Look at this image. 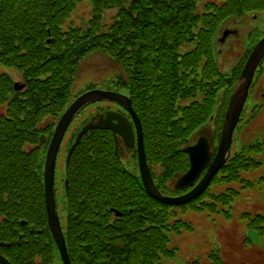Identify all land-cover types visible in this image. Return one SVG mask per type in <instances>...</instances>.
<instances>
[{
	"label": "trees",
	"instance_id": "obj_1",
	"mask_svg": "<svg viewBox=\"0 0 264 264\" xmlns=\"http://www.w3.org/2000/svg\"><path fill=\"white\" fill-rule=\"evenodd\" d=\"M85 1L93 6L92 18L81 28L71 17ZM199 3L0 0V66L15 70L25 85L17 92L11 74H0V243L10 244L0 248V254L11 264H62L49 229L44 164L58 122L78 98L79 94L73 97L74 85L87 57L106 56L107 69L115 72L112 84L130 95L160 193L181 195L174 191V182L189 172L185 148L193 146L201 133L214 126L220 141L233 89L256 43L264 38V0L209 1L201 13ZM112 9L118 12L105 25V13ZM225 32L231 35L222 41ZM245 38L248 48L242 58L231 43ZM257 111L255 107L253 112ZM255 131L251 135L256 136ZM257 142L232 155L206 194L170 206L148 196L137 151L123 152L111 132H90L74 153L62 190L57 186L71 264L175 260L178 251L170 246L171 236L195 231L184 215L222 214L226 221L233 219V205L240 196L233 187H254L243 176L264 167V143ZM214 186L227 188L226 193H214ZM241 218L249 230L258 231L262 237L258 249L264 251V214L245 213ZM206 261L226 264L215 251Z\"/></svg>",
	"mask_w": 264,
	"mask_h": 264
},
{
	"label": "rangeland",
	"instance_id": "obj_2",
	"mask_svg": "<svg viewBox=\"0 0 264 264\" xmlns=\"http://www.w3.org/2000/svg\"><path fill=\"white\" fill-rule=\"evenodd\" d=\"M198 12L203 11L204 4L209 1L217 2L218 0H199ZM78 8L71 17L75 21L76 26L81 28H86L89 20L92 18L93 6L91 3L85 1L77 6ZM117 9L108 10L105 13L106 21L105 25H108L112 22L113 18L117 14ZM248 31H245L247 33ZM245 33L241 38H244ZM248 34V33H247ZM242 41H245L242 45ZM233 40L231 43L232 49L239 51L240 57H244L245 52L248 48L247 39L244 40ZM229 54L227 55V58ZM110 62L109 59L101 53L93 54L87 57L84 60L78 70L77 81H76V90L74 91L73 97L77 95L79 91L81 93L91 89L92 91H116L118 90L120 94H126L127 90L125 88L118 89L115 84H112V80L115 78L114 70H108ZM262 72L258 73L257 81L253 86L252 99H250L247 105V114L244 115L239 132H237V137L234 142L233 154L240 151L242 146L249 144L251 142H263L264 141V115L262 116V109H264V68ZM7 73L11 74L14 77V81L22 80V77L12 69H5L0 66V74ZM263 97V98H262ZM101 106L106 109L108 106L105 104L93 105L89 109L78 117L77 122L73 125L70 130L68 137L63 145V149L60 152L58 159V168H57V177H58V187L62 190V182L66 172V152L68 150L69 143L75 133L77 127L90 119V115L95 113ZM258 107L259 111L257 113L253 112L254 108ZM261 107V108H260ZM110 108V107H109ZM245 114V113H244ZM255 116L254 119L251 118ZM255 131V135H251L252 131ZM206 133H209L210 142L213 146L217 145V137L215 139V134L217 133V128L214 126L210 127ZM203 135V134H202ZM257 142V143H258ZM66 149L64 152L63 150ZM127 152V151H125ZM129 153H125V158L127 162L131 165V159L129 160ZM124 158V159H125ZM138 167V166H137ZM258 172H253L250 174H244L243 178L247 182H253L254 187H251L249 190H242L239 186L233 187L237 192H240V196L237 199L236 203L233 205V219L226 221L225 215L218 214L215 218L213 215H208V213L202 214H193L188 213L184 215L183 220L193 224L195 231L190 233H183L182 236L172 235L171 236V248H176L178 255L175 260H168L166 264H188L189 262L202 261L204 264H207V257L210 252H218L222 260L226 264H264V252L262 249L251 247L249 243L246 242L248 235V227L242 215L245 213L254 214L262 213L264 214V182L260 183L258 178L264 176V168L262 171L255 170ZM62 187V188H61ZM218 186H214L212 191ZM229 189V187H228ZM227 190V188H217L214 190V193ZM60 209L63 207V203L59 200ZM246 234V235H245Z\"/></svg>",
	"mask_w": 264,
	"mask_h": 264
},
{
	"label": "water",
	"instance_id": "obj_3",
	"mask_svg": "<svg viewBox=\"0 0 264 264\" xmlns=\"http://www.w3.org/2000/svg\"><path fill=\"white\" fill-rule=\"evenodd\" d=\"M231 34L225 32L222 41H225ZM264 60V39L257 43L255 49L250 54V58L246 62L245 68L239 77L234 92L230 99V104L227 110V115L223 123V129L221 133V140L218 146V152L216 157L213 159V149L207 138H201L197 145L192 148H186V153L189 155L191 160V168L189 172L181 177L176 186V191L183 192L188 189L193 190L183 197H167L159 192L156 184H154L152 173L150 172L149 165L146 159V151L144 149L143 139V128L139 117L133 110L130 99L125 95H120L115 92L107 91H90L87 94L82 95L78 100L72 104L65 115L60 119L61 121L57 125L56 133L51 141L47 153V159L45 163V200H46V211H48V223L50 226L51 234H53L56 245H58L60 256L63 259L64 264H71L70 256L68 255V247L65 242L64 233L62 231V223L59 218V211L57 209V200H55V183H56V169L59 151L63 145V141L68 133V128L75 121L79 114L86 110L90 105L97 104L100 102L113 103L122 109L132 117L134 128L126 116L120 113H109L107 119H102L99 123L95 121L91 122L85 128H83L76 144L69 151V157L66 165L69 168V163L73 156L74 151L80 146L81 140L90 131L108 130L115 133V136L121 137L129 149H134L138 140V156L140 162V174L142 177L143 185L145 186L148 196L159 203L166 205H184L190 203L195 199L199 198L212 183L213 179L221 171V169L227 164L232 153V144L234 140V132L237 129L238 123L242 116V111L247 103V98L250 93V87L254 81V76L259 68V64ZM22 85H15L18 92L23 89ZM136 128V129H135ZM213 162V163H212ZM207 171V172H206ZM206 172V173H205ZM205 174L203 179L202 176ZM198 184V185H197ZM197 185V186H196ZM68 186V183L66 184ZM24 226L27 224L22 223ZM34 232V228L31 229ZM248 237L252 242L259 245L260 236L256 232H250ZM23 238H20V241ZM4 247L3 244L0 245ZM0 264H10V262L0 255Z\"/></svg>",
	"mask_w": 264,
	"mask_h": 264
}]
</instances>
